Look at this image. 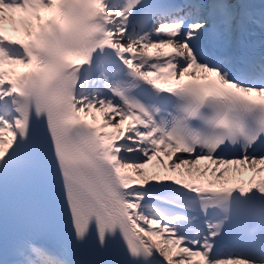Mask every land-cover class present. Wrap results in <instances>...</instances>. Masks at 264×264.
<instances>
[{
  "label": "snow or ice",
  "instance_id": "1",
  "mask_svg": "<svg viewBox=\"0 0 264 264\" xmlns=\"http://www.w3.org/2000/svg\"><path fill=\"white\" fill-rule=\"evenodd\" d=\"M0 264H264V0H0Z\"/></svg>",
  "mask_w": 264,
  "mask_h": 264
},
{
  "label": "bare ground",
  "instance_id": "2",
  "mask_svg": "<svg viewBox=\"0 0 264 264\" xmlns=\"http://www.w3.org/2000/svg\"><path fill=\"white\" fill-rule=\"evenodd\" d=\"M22 69H23L22 66H16V71H20ZM96 115H97V118L99 119V113L96 114ZM106 130H110V129H106ZM203 163H206V162H202V164ZM229 175H235L237 179H246L251 174L248 173V172L235 173V174H233V173L230 172Z\"/></svg>",
  "mask_w": 264,
  "mask_h": 264
}]
</instances>
